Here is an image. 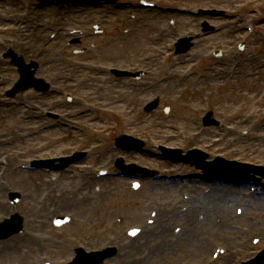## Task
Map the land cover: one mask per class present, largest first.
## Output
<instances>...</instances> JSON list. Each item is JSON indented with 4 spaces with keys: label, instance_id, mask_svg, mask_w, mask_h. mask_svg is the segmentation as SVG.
Masks as SVG:
<instances>
[{
    "label": "rangeland",
    "instance_id": "rangeland-1",
    "mask_svg": "<svg viewBox=\"0 0 264 264\" xmlns=\"http://www.w3.org/2000/svg\"><path fill=\"white\" fill-rule=\"evenodd\" d=\"M262 1L164 0V4L188 10L197 5L225 10L230 16L215 18L213 23L217 28H226L228 23H232L228 22L230 18L241 7L262 6V15L258 14V17H264V3L258 5ZM94 9L85 7L83 14L71 13L61 22L57 14L59 6L39 7L33 0H0V14H8L12 10L18 15L25 13L24 19L14 24L17 26L16 31L6 35L13 40L10 43L8 41V47L2 50L0 44V51L13 48L26 60L37 58L41 64L38 74L45 77L52 87V91L45 97L24 92L12 100L2 95L0 109L13 105L19 107L14 110L15 129H8L0 122V141L3 142L0 143V190L6 189L0 194V199L9 210L0 213V218L13 212L24 216L23 232L9 239L32 232L36 237V249L25 251V254L15 251L7 254L1 251V247L9 239L0 240V264H42L43 261L56 264L59 263L58 259L67 261L75 245L96 249L103 244H110L108 240L111 239L120 253H124L131 246V238L125 234L131 227L146 225V219H154L155 225L160 219L188 217L197 219L198 229L196 227L195 232L198 234L199 231V237L211 236L202 235L201 231H205L212 222L218 225L215 230L225 231L229 241L218 236L216 245L208 243L207 247L206 242L205 254L196 258L180 250L189 237L186 236L176 248L168 250L165 256L155 255L150 261L166 257L164 264H200L207 256L214 264H236L256 259L264 249V178L259 176L250 185L252 188L246 186L240 190L226 185H213L202 178L196 179L200 171L190 164L160 161L158 149L163 145L186 152L195 147L208 153L210 158L222 155L264 167V44H261L264 39V22L262 26L252 28L258 31L259 36L248 41V51L244 55L236 54L235 48L230 49L229 46L237 39L238 33L226 37L222 32L202 38L189 57H168L171 42L177 36L191 33L192 27L195 28V21H191L190 14L175 13L136 23L125 11L112 14L104 20L101 14L99 17L94 16ZM171 18L176 21L173 26L169 23ZM96 22L102 24L106 30L105 35L85 41L83 45L87 52L82 56L73 53L80 46L69 47L65 38L51 41V36L56 33L54 29L58 26H85V30H91V24ZM10 23L8 18L1 15L0 26H9ZM248 23L249 20L246 21ZM158 31L162 32V41L154 45L151 34ZM94 41L97 47L92 48L89 43ZM252 45L253 48L249 47ZM215 47L226 50L225 56L218 62L210 56V50ZM235 62L238 64L235 65ZM1 63L0 77L3 84L0 86V94H4L14 80V73L7 61ZM110 66L143 68L145 74L137 82L141 87H146L139 92L132 87L111 83V78L105 73V69ZM77 85H82L81 91L76 88ZM65 94L72 97V103L67 105L74 107L69 112L77 110L73 123H69L65 129L36 126L42 120L51 121L46 117V111L60 113L59 119H64L60 109H63L61 106L65 103ZM156 94L160 96L158 109L144 115L141 104ZM18 99L33 105L37 113L31 118V115L23 116L20 111H24L22 106L27 104H21ZM48 103L51 104L50 109L46 106L42 108ZM208 110L213 111V117L220 122L219 125H202L201 118ZM18 121L23 123V127H20ZM121 134L144 141L145 152L134 155L128 153L127 161L172 177V186H159L152 179L136 183L118 177H96L99 169L113 171L110 161L122 154L120 150L113 149L114 138ZM9 139L11 141L6 142ZM72 145L93 156L60 176V173L39 171L44 169L18 171L10 175L16 172L13 169L16 164L58 157L70 151ZM39 173H42L41 178ZM41 179L47 184H41ZM11 185L14 187L10 188ZM256 186L263 190L260 196L252 191ZM79 189H83L81 193L84 195L90 192L84 206L69 202L72 192L81 194ZM203 190L212 191L207 200L200 197ZM11 191L20 194V200L15 205L9 204L7 200ZM61 192L63 196H59ZM219 192L231 193L229 203L227 198H223L220 203L205 206V202ZM197 198L200 199L198 201L203 200V204L195 203L194 199ZM189 207L192 212L188 210ZM207 209L211 217L206 216ZM59 216H68L69 222L61 227L54 226L52 221ZM115 219H120L119 225ZM199 219H204L201 221L204 223L200 225ZM221 219L223 222L220 224ZM177 223V220L171 223L166 236ZM41 225L42 228L39 227ZM34 226H38L39 234ZM254 226L261 232H257ZM141 236L132 241L133 244L140 246L143 241ZM159 236L150 246L161 245L164 236ZM143 247H136L135 250L131 248L124 253L125 256L118 255V260L114 259L108 264H118L133 258ZM219 247L223 248V252L215 258L213 252ZM177 248H180V253ZM192 251L197 253L195 248ZM171 253L168 259L167 255ZM221 255L227 257L222 260ZM257 264H264V258L257 260Z\"/></svg>",
    "mask_w": 264,
    "mask_h": 264
},
{
    "label": "bare ground",
    "instance_id": "bare-ground-1",
    "mask_svg": "<svg viewBox=\"0 0 264 264\" xmlns=\"http://www.w3.org/2000/svg\"><path fill=\"white\" fill-rule=\"evenodd\" d=\"M9 15L10 16H8L7 18L10 21H17V23H18L19 20H23L24 17H25V13L24 12L23 13H20V15H18L14 11H12ZM11 29H13V28L12 27H3V28H0V34L2 35V37H0V41L4 40L3 39L4 38L3 33H6V31H9ZM13 31H16V30H13ZM29 45H32V43L29 42ZM33 47H36V46L33 45ZM19 101L22 102L23 100L22 99H19ZM32 108H33V106L31 105L30 110H32ZM14 110H15V107H7V108L0 109V120H2V121H0L1 122V125H3V123H4V126H7L8 129H11V128L15 129L14 128V121H15V119H14ZM30 110L29 109H26V110L23 111V113L25 115H27ZM18 124L20 125V127H23V123L22 122L18 121ZM17 127H18V125H17ZM10 141H11V139L6 140V142H10ZM0 143H3V142L0 141ZM17 172L18 171L13 172L10 175L17 174ZM26 172H31V171H26ZM61 174H59V176ZM38 176H39V178H41L42 177V173H39ZM228 181L229 182L238 183V181H236L234 179H231V180H228ZM41 184H47V183L44 182L43 179H41ZM12 187H14V185H11L10 186V188H12ZM48 188L49 189L51 188V184L48 185ZM2 190L5 191L6 189L4 188ZM79 190H80V193H81L82 192V189H79ZM229 190H227V191H229ZM3 191L0 190V194ZM51 192H52V190H51ZM89 193L90 192H88L86 195H84L82 193L79 194V195H77L76 193L72 192L71 195H70V198H69V202L71 201V204H77V205L84 206L85 205V201H87L86 199L88 198ZM211 193H212V191L207 192V193L203 194L201 198H203V200H207L208 199V195H210ZM60 194L61 195H59V196H63L62 192ZM230 195H231L230 192H219L218 195L216 193L215 195H213V197H211L212 199L210 201L205 202V206L212 205V204H217V202L220 203L223 198H227L228 199V203H229V201L231 200ZM59 196H58V199L61 200L62 202H64L63 198H59ZM198 197H199V195H198ZM203 200L197 201V203H199V205L200 204H203V202H204ZM8 211H9L8 210V207L0 199V213H7ZM191 212H192V210H191ZM206 216L207 217H211V213L209 212L208 209H207V212H206ZM221 222H223L222 219L220 221V224H221ZM169 225L170 224L165 223L164 224V227H167ZM39 227L42 228V225L39 226ZM217 227H218L217 223H212V222L209 223V225L207 226L206 230L204 231V233H207V235H211L209 237H203V238H201V237H199V235L197 233H191L190 234L191 235V239L185 245H183L180 250L183 252V254L184 253H188L189 256H193V257H196V258L200 257L201 254H203V253L205 254V252L207 250V247H208V243L211 240H214L215 241L216 240V237H218V236L219 237H221V236L222 237H225V235H226L225 234V231H223V230L221 232H218L217 230H215ZM220 228L222 229L221 226H220ZM34 229L37 230L38 229V226H34ZM255 230H258V229L255 227ZM39 231L40 230H37L36 232H38V234H39ZM257 232H261V231L258 230ZM35 238L36 237H35V235L32 232H26L22 236H16V237L10 238L7 242H5L3 244V246L1 247V251L3 253H7V254L9 252H14V251L16 253L19 252V253H23V254H25L24 253L25 251H30V250H33L34 251L36 249V247L34 248V244H35L34 239ZM151 238H155V236L154 235H147L145 237L144 244L149 243ZM195 239H196V242H193ZM206 242H207V247H206ZM194 248L197 251V253H195L194 251H192ZM15 249H17V250H15ZM65 254H62V255H65ZM226 257L227 256L222 255V258L223 259H225ZM58 261H59V263H56V264H65V262H62L59 259H58Z\"/></svg>",
    "mask_w": 264,
    "mask_h": 264
},
{
    "label": "water",
    "instance_id": "water-1",
    "mask_svg": "<svg viewBox=\"0 0 264 264\" xmlns=\"http://www.w3.org/2000/svg\"><path fill=\"white\" fill-rule=\"evenodd\" d=\"M3 228V227H2Z\"/></svg>",
    "mask_w": 264,
    "mask_h": 264
}]
</instances>
